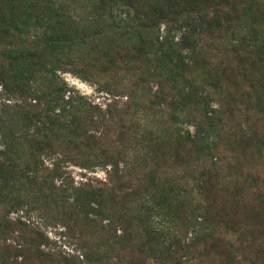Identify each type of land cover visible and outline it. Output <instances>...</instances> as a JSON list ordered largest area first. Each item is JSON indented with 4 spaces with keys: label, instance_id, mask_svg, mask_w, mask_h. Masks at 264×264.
Returning a JSON list of instances; mask_svg holds the SVG:
<instances>
[{
    "label": "trees",
    "instance_id": "16d2710c",
    "mask_svg": "<svg viewBox=\"0 0 264 264\" xmlns=\"http://www.w3.org/2000/svg\"><path fill=\"white\" fill-rule=\"evenodd\" d=\"M263 164L264 0H0V264H264Z\"/></svg>",
    "mask_w": 264,
    "mask_h": 264
},
{
    "label": "rangeland",
    "instance_id": "374dc122",
    "mask_svg": "<svg viewBox=\"0 0 264 264\" xmlns=\"http://www.w3.org/2000/svg\"><path fill=\"white\" fill-rule=\"evenodd\" d=\"M65 82L68 84L69 87L74 88L80 95L87 97L88 100L94 104L100 105L104 107V104L109 102L108 96L103 90L98 91V85L95 83H90L89 81H82L71 74H63L62 75ZM264 167V164H263ZM70 179L73 181L74 186H78L80 183L85 182L87 178L83 176H90L94 177L99 180H104L105 172L102 169L96 168L93 172H87L86 169L79 168L77 166H69L67 169ZM95 184V183H94ZM29 216L30 222L32 223H42V228L45 231L46 236L51 242L52 247H56L57 250H64L68 251L71 248L72 243L66 238L62 236V233L65 231L62 228L61 220H52L49 221L38 218L37 212H32ZM45 215H43L44 217ZM12 220L17 218V214H11L10 217ZM259 246L255 243L254 245L251 244V252L258 251Z\"/></svg>",
    "mask_w": 264,
    "mask_h": 264
}]
</instances>
